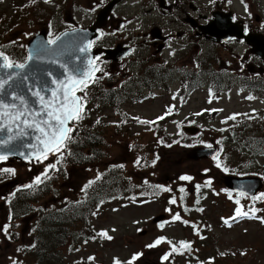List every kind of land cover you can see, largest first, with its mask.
<instances>
[{"label": "rangeland", "instance_id": "374dc122", "mask_svg": "<svg viewBox=\"0 0 264 264\" xmlns=\"http://www.w3.org/2000/svg\"><path fill=\"white\" fill-rule=\"evenodd\" d=\"M99 1L0 0V49L11 58L23 60L27 56V43L34 35L42 30L48 35L59 34L71 27L90 24L94 19L93 8ZM252 1L263 9L264 0ZM121 5L122 14L117 17L128 20L144 17L142 21H135L139 26L147 22L146 14L152 11L151 7H145L144 0H125ZM209 7L207 2L206 10ZM15 11L18 23L12 25L9 18ZM263 14L260 19V15H256L249 20L263 25ZM136 23L124 29L119 24L109 25L104 31L103 43L140 44V40H131L133 34L144 31ZM218 24L219 21L214 19L209 27L214 28ZM207 30L210 31L209 28ZM183 42L188 46L164 54L137 47L132 57L115 64L113 76L114 63H102V71L96 73L98 81H101L97 89L96 84L86 89L97 92L93 95L91 108L88 106L91 111L86 113V117L99 121L101 133L108 137V150L104 151L106 156L110 154L108 160L93 168H87V165L66 166V174L56 181L54 193L42 199L34 198L36 201L29 202L26 196H20L24 213L18 220L19 230L33 221V237L31 240L29 228L23 243L0 248V264H37L39 250L34 235L40 231V225L36 222L44 215L47 217L46 213L55 212L51 228L56 227L57 212L70 202L80 212L86 210L87 207L77 208L81 205L80 200L85 201V185L94 181L87 188H96L103 182L101 175L109 169L108 166L119 170L117 179L128 192L113 201L101 203L98 208L93 206V214L82 217L85 221L73 222L71 216L64 218L65 234L60 242L53 233L47 238V245L43 244V247L58 251L59 264H114L117 260L120 264H129L130 261L132 264H264V213L263 222L247 217L233 219L237 207L248 211L246 204L251 203V199L233 195L240 198V204H235L232 198L227 197L224 184V168L234 165L244 174L257 176L254 173L259 172L264 175V156L257 157L252 150H245V156L239 157L228 149L229 146H237L243 150L247 146L246 137L254 134L262 135L260 139H264V74L248 72L246 66L252 57L247 49L235 50L231 46L205 41L200 43L196 37L185 38ZM138 68H141V76L149 81L148 85L154 88L158 95L156 99L141 102L149 93L133 87L135 80L132 78L136 77L134 74ZM180 85L184 98L174 104L175 111L179 110L176 119L169 120V116L157 127L140 122L150 121L167 111L174 102L170 89H178ZM210 85L222 94L220 100L208 104L206 88ZM107 87L110 88L103 89ZM191 87L192 90L188 91ZM249 96L254 99H248ZM110 102H113L112 106ZM117 111L129 114L132 122L124 125ZM199 111L204 114L198 116ZM231 115H236V120H227ZM179 124L185 127L186 134L180 135ZM197 134L201 135L199 142L193 144L192 136ZM115 138L121 141L115 144ZM217 141L229 145L220 158V168L212 158L199 162L186 160L187 152L194 148L207 147L208 144L218 148ZM132 146L136 148L133 151ZM140 146L145 153L156 157V162L149 163L146 168L136 164L141 152L137 147ZM260 149L264 152V147ZM55 157L56 154L50 155L43 162L31 164L2 161L0 169L10 165L15 169L11 179L32 184ZM8 175L0 173V183ZM182 175L192 179L180 180ZM209 180L212 182L210 186L206 185ZM13 184L14 180L8 183L7 192L12 190ZM156 185L170 191L156 189ZM197 185H200L199 190ZM181 188L184 192L180 191ZM131 193L137 197L131 198ZM261 193H264V188L257 196ZM172 196L175 204L169 202ZM256 203L259 212H264V199L256 200ZM177 213L181 217L178 221L173 220ZM159 215H166L165 220L156 224L154 219ZM44 221L43 229L46 228ZM185 221L193 223L186 225ZM161 224L164 226L160 227ZM101 232H107L112 239L101 236ZM160 237L165 238L164 242L154 248L147 247ZM4 239L0 237V241ZM50 239L55 240L52 246ZM181 241L187 242L190 248L182 249ZM22 245L25 251L19 249ZM173 246L177 248L176 252L172 251ZM137 254L138 259L132 261ZM166 254L168 259H162ZM55 259L46 258L39 264H56Z\"/></svg>", "mask_w": 264, "mask_h": 264}, {"label": "snow or ice", "instance_id": "6c2138e0", "mask_svg": "<svg viewBox=\"0 0 264 264\" xmlns=\"http://www.w3.org/2000/svg\"><path fill=\"white\" fill-rule=\"evenodd\" d=\"M45 2H50V0H45ZM241 2L243 3V0ZM245 9L247 10V5H245ZM68 35L69 33H63L39 41L29 50L27 57L22 62L15 61L3 50H0V161L7 160L9 155H19L29 161L35 159L38 162H43L48 159L50 154H61L56 163L49 164L42 175L35 177L32 184L24 186L26 188L40 185L43 182L42 176L43 179H49V169H55L62 162L63 150L72 142L74 128L70 125L84 118L87 93L85 92L84 96L77 93L84 92L90 83H97L99 77L96 76V73L102 71L97 64L100 57L93 58L89 55L94 44V41L91 40L78 45L74 40L75 46L71 50L77 55L74 59H63L69 51V45L64 42L63 37ZM38 65L44 67H38ZM247 98L254 99L252 96ZM171 111L172 109L169 108L168 114ZM158 119L162 120L164 117L161 116ZM228 119L236 120V115H231ZM140 122L155 123V121ZM207 147L212 148V145L208 144ZM212 159L216 161L217 168L222 166L219 153L213 155ZM136 163L139 164L140 161L137 160ZM119 167H123V165ZM0 173L15 175V169L3 168L0 169ZM179 179L191 180L192 177L182 175ZM92 183L94 181H89V184L85 185V189ZM145 183L147 182L145 181ZM211 183L209 180L206 185L210 186ZM154 187L161 191H170L169 188L160 185ZM199 188L200 185H197V190ZM180 191L184 192V189L181 188ZM240 195L244 196L247 193L241 192ZM252 199L262 200L264 193L259 196L253 195ZM170 203L175 204L176 200L172 199ZM236 204H240L239 199L236 200ZM255 211V208L243 211L237 207L236 216L233 219L251 218L250 213ZM180 218L179 213L173 216V220L176 221ZM225 223L228 221L226 220ZM159 226L163 227L164 225ZM7 227V225L4 226L5 232H7ZM100 235L109 240L112 239L107 232H101ZM164 239V237H160L147 247L154 248L164 242ZM169 243L171 242L169 241ZM180 247L189 249L190 245L181 241ZM172 251L176 252L177 248L173 246ZM138 255H134L132 261L138 259ZM162 259L167 260L168 254ZM114 264H120V262L117 260ZM129 264L132 262L130 261Z\"/></svg>", "mask_w": 264, "mask_h": 264}, {"label": "flooded vegetation", "instance_id": "af4514ba", "mask_svg": "<svg viewBox=\"0 0 264 264\" xmlns=\"http://www.w3.org/2000/svg\"><path fill=\"white\" fill-rule=\"evenodd\" d=\"M125 0H122V2ZM145 7H151L152 11L147 16V22H142L139 27H143L142 33L143 42L139 44L144 50H150L156 54H164L165 52L174 51L175 48H183L188 45H184L183 40L185 38L196 37L200 40L215 44L212 40L214 38L211 34L205 33L201 26L210 24L214 21V18L221 16L226 19L231 26L226 28V32L230 33L232 37L226 44H219L222 46L233 47L237 49H247L248 46L244 39H238L236 36L241 37L247 35H264V24L257 25L249 20V17H256L260 19L264 13L259 4H256L250 0L251 5H255L257 8H253L248 0H144ZM116 7L113 13L109 16V25L116 26L119 22L115 19V16L121 13L119 8L121 4ZM210 3V7L206 10V3ZM247 5V10L245 9ZM259 12V13H258ZM264 15V14H263ZM144 17H133L134 21H142ZM168 23V24H167ZM262 24V19H261ZM108 25V24H107ZM108 25V26H109ZM138 26V25H137ZM139 30V28H138ZM246 35H245V34ZM242 36V37H243ZM242 41V42H241ZM204 43V42H203ZM121 45V44H116ZM98 47H103L97 44ZM123 46V45H122ZM152 49H154L152 51ZM250 49V47H249ZM250 51V50H249ZM248 68L256 71L261 69L264 71V64L259 61L255 56H251ZM119 60L115 64H120ZM244 59H242L241 63ZM112 66L111 76L115 74L116 66ZM255 67H258L255 69ZM137 72V71H136ZM138 76L141 74H137ZM142 77V76H141ZM110 78V77H109ZM242 78V77H241ZM179 80V78H178ZM177 80V81H178ZM152 87V86H150ZM172 94H175L172 92ZM179 97V94H176ZM12 178V177H11ZM9 177L2 178L3 182L0 183V198L3 202L0 203V237L5 238V241H0V248H10L25 241V235L30 228V236L32 240L33 225L27 224L26 227H22L19 230L18 220L21 214L24 213L22 205L16 202V192L24 190V183L16 178L11 179ZM14 180L12 190L7 192V185ZM23 183V184H22ZM19 189V190H18ZM15 193V195H13ZM11 217V218H10ZM24 222V221H23ZM29 222V221H28ZM27 222V223H28ZM7 225V232L4 231V226ZM8 238V240H6ZM45 241V240H44ZM42 241V242H44ZM41 242V243H42ZM48 240L43 244L47 245ZM54 240L50 239L49 244L52 245ZM5 244V245H4ZM23 250V245L19 247Z\"/></svg>", "mask_w": 264, "mask_h": 264}, {"label": "trees", "instance_id": "16d2710c", "mask_svg": "<svg viewBox=\"0 0 264 264\" xmlns=\"http://www.w3.org/2000/svg\"><path fill=\"white\" fill-rule=\"evenodd\" d=\"M10 23L12 25H15L18 23V15L17 12L15 11L12 15H10ZM1 50V49H0ZM15 61L20 62V60H17L15 57L13 58ZM95 88V87H94ZM97 89V85H96ZM90 90L87 91V98H86V103H85V110H84V118L80 120L79 122H73L72 127L74 128V131L72 133V142H70L67 145V148L63 150V159L60 164L57 165L55 169H49L48 171V176L50 177L49 179H43V182L40 185H34V189L32 191V199L37 200L42 199L46 197L47 195H51L54 193L53 188L56 186V181H58L63 175L66 166L69 165H78L84 167L87 165V168H93L94 166L100 165L101 162L108 160V156H106L104 151L108 150V144L106 135L104 133H101L100 130V123H97L96 120H92L91 118L86 117V113L89 114L91 111V101L94 100L93 95L96 92L95 89L93 91L89 92ZM85 95V94H84ZM93 99V100H92ZM98 102V99H96ZM109 105H113V102H110ZM90 106V108H88ZM79 123V125H78ZM103 129V128H102ZM115 144H118L117 142H120V139H113ZM197 141H194L193 144H196ZM224 146V145H223ZM229 146V145H227ZM141 149V152L139 153L137 160L140 161L138 165L142 164L143 168L148 167L149 163H155L156 162V157L154 158L152 155H148L149 153H145L143 149L140 147H137ZM136 149L134 146H132V151ZM229 151L232 153H237V155L240 157L242 153L237 150L232 148V146L228 147ZM61 154H56L55 159L53 160V163H56V160L60 158ZM48 167V166H47ZM108 170H106L102 175L101 179L103 182H101L99 185L96 186V188H87L85 191L86 198L85 201L80 200V204L77 207H87L86 210L82 211L83 213L81 214L80 209L74 210V212H69L68 210L72 208L71 202L67 203L64 207L65 209H62L61 211L57 212V223L55 224L56 227L51 228V221H53L52 217L49 215H46L47 217H41L36 223H39L40 225V231H38L40 237L43 240H47V236H51L53 233L56 234V240L58 243L60 242L61 238L64 236L65 231L64 227L66 226L64 223V218L67 216H71L73 218V222L76 220H83L85 221V218L82 217H89L93 214V206L98 208L101 203H105L108 200H115L116 198L121 197L124 195L126 192H128V189L123 187L117 179V175L119 173L118 169H115L113 167L110 168L108 166ZM231 172H236L237 169L235 170L234 168H230ZM139 195H143V191L139 193ZM131 198H136L137 195L134 193H131L129 195ZM175 197L172 196L170 200L174 199ZM36 201V200H35ZM170 202V201H169ZM85 212V214H84ZM72 213V214H71ZM54 214L55 213H51ZM69 219V217H68ZM45 220V221H44ZM45 222L46 228L43 229L42 222ZM36 236V235H35ZM44 237V238H43ZM42 240V241H43ZM44 241V242H45ZM42 242V251L39 253V258L43 261L46 258H52L51 256V250L48 247H43ZM59 245V244H57ZM45 251V252H44ZM56 255H55V261L56 264H59L61 260L58 257V251L55 249ZM53 251V252H55ZM45 253V254H44ZM54 262H52L53 264Z\"/></svg>", "mask_w": 264, "mask_h": 264}, {"label": "water", "instance_id": "95a60500", "mask_svg": "<svg viewBox=\"0 0 264 264\" xmlns=\"http://www.w3.org/2000/svg\"><path fill=\"white\" fill-rule=\"evenodd\" d=\"M113 5H114V2L111 3L110 5H108L107 8L100 13V15L98 17V23H97L98 27H101L103 25L109 11L113 7ZM100 18H103V20H101ZM92 32H93L92 30L84 31L82 29L81 30L76 29L73 31L64 32V33H69V35L67 37H63L64 42L69 45V51L66 53V55L63 59H65V60L74 59L75 56L77 55V53H75L71 50L72 47L75 46L73 44V41L75 40V44H77V45L80 43H87V41H89V40L92 41V39L95 37ZM224 37H227V36H225V34H224ZM81 38H83V39H81ZM225 39H227V38H222V40H225ZM41 40H47L46 32H44V31H41L32 40H30V42L28 43V52L32 47H34V45L36 43H38ZM220 40H221V38L218 39V41H220ZM247 41L250 45H252L254 47L252 52L264 60V36H262V35L252 36L251 35L247 38ZM99 53H100V51H96L93 49V50H90L89 55L94 57L95 55H98ZM120 53H121L120 51H115V52L105 51V54H106L105 57H106V59L117 60L118 57H120V55L121 56L125 55V53H123V54H120ZM38 67H44V66L38 65ZM21 150H24V149H21ZM24 151H27V150H24ZM216 152H217L216 149L196 148V149H193L187 153L186 160H196V161L198 160L199 161L202 159H209L213 155H215ZM8 158H10L14 161H19V162H35L36 161L35 159L29 161V160H27L24 157L19 156V155H9ZM246 184L247 185L250 184V185L247 186ZM225 185L231 190H235L238 192H245L249 195H255L262 188V182L257 178H237V177L229 176V177L225 178ZM163 219H165V216L161 215L155 219V223H158Z\"/></svg>", "mask_w": 264, "mask_h": 264}, {"label": "bare ground", "instance_id": "6f19581e", "mask_svg": "<svg viewBox=\"0 0 264 264\" xmlns=\"http://www.w3.org/2000/svg\"><path fill=\"white\" fill-rule=\"evenodd\" d=\"M47 237H49V236H47Z\"/></svg>", "mask_w": 264, "mask_h": 264}]
</instances>
